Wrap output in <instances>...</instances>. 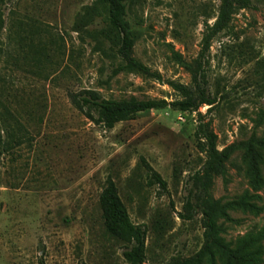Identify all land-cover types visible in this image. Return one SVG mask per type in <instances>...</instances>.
<instances>
[{
  "label": "rangeland",
  "instance_id": "rangeland-1",
  "mask_svg": "<svg viewBox=\"0 0 264 264\" xmlns=\"http://www.w3.org/2000/svg\"><path fill=\"white\" fill-rule=\"evenodd\" d=\"M125 1L132 57L162 82L114 72L121 62L106 38L99 0L0 2V264H126L121 244L105 234L98 204L108 178L132 223L146 231L144 264L187 259L202 246L201 215L189 198L197 181L191 177L204 162L196 113L151 110L106 130L73 105L74 93L170 103L179 96L165 82L190 85L195 69L217 101L199 112L218 150L264 137V0L235 4L198 69L201 40L222 0ZM258 151V186L244 150L235 149L224 172L208 177L207 193L218 207L240 200L253 206L225 207L215 223L225 242L258 238L264 264V150ZM145 165L165 190L150 185ZM215 264H222L218 256Z\"/></svg>",
  "mask_w": 264,
  "mask_h": 264
},
{
  "label": "trees",
  "instance_id": "trees-1",
  "mask_svg": "<svg viewBox=\"0 0 264 264\" xmlns=\"http://www.w3.org/2000/svg\"><path fill=\"white\" fill-rule=\"evenodd\" d=\"M3 0H0L2 2ZM106 7V38L111 42V51L121 64L117 65L114 72L135 73L143 77L152 78L162 82L159 73L151 72L146 66L132 57L134 40L126 22L127 4L125 0H99ZM245 0H222L219 13L214 23L207 26V33L201 40L197 69L204 60L209 49L212 38L221 30L226 28L230 22L235 4H246ZM112 35V36H111ZM179 64L190 69L180 57L174 55ZM177 95V99L166 102L162 99L139 100L131 97L127 99L113 100L104 99L95 91L83 90L71 95L73 105L83 112L85 118L100 125L106 130L112 129L117 123L127 121L134 115L146 113L151 110H162L170 107L178 112H195L198 124L195 130L196 148L204 157V162L191 180L196 181L194 188L189 191V198L194 199V206L201 215V227L203 229V243L200 250L190 258H173L166 264H200L206 258L209 264H215L218 256L222 264H259L263 250L259 245L258 238L248 237L235 244L225 242L219 235V227L215 223L217 216L225 217V207H239L241 209L253 208L244 200L232 202L225 207L212 205L208 199L207 182L210 174L223 173L225 165L235 149H243L247 157L248 173L251 184L258 186L261 182L258 162L260 153L258 149L264 150V137L255 138L254 135L246 142L232 144L222 150L217 148V136L209 129L208 123L204 122V116L199 112L200 107L207 106L208 110L215 106L216 98L207 90L203 75L192 69L191 84L182 85L174 81H166ZM150 174V185H157L159 189L165 190L166 183L158 173L145 165ZM98 204L103 216L105 234L122 246V259L126 264H144L146 260V231L140 225H135L130 220L128 211L118 195L117 187L111 178H108L98 197ZM191 208L188 200L185 204ZM43 264L42 262H40ZM84 264V263H80Z\"/></svg>",
  "mask_w": 264,
  "mask_h": 264
}]
</instances>
